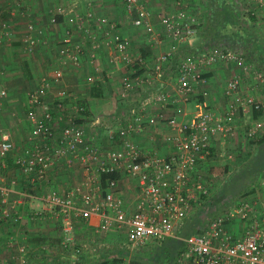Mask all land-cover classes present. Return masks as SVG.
<instances>
[{
  "label": "built area",
  "instance_id": "obj_1",
  "mask_svg": "<svg viewBox=\"0 0 264 264\" xmlns=\"http://www.w3.org/2000/svg\"><path fill=\"white\" fill-rule=\"evenodd\" d=\"M22 1L16 0L15 4L20 7ZM119 1L131 16L132 25L142 28L152 42L160 32L151 21L152 13L144 0ZM242 1L246 12L251 11L253 2L264 5V0ZM84 2L87 5L90 0ZM175 2L179 10L157 15L168 45L151 61L141 55L133 56L130 43L116 22L105 16H96L92 10L79 12L74 8L56 7L50 19L52 23H56L61 15L70 27L84 31L85 23L93 22L102 38L92 44L88 61L94 62L95 49L104 43L108 62L125 67L120 77V98L141 99L122 118L115 120L121 137L119 146L100 155L82 124L75 123L72 118L57 130L53 126L51 108L42 106L48 88L62 78L60 71H55L51 77H43L30 91L25 115L30 124L27 146L20 153H14L16 148L9 135L0 136V230L21 219L11 195L15 180L4 173L9 155L29 186L35 187L43 182L54 162L62 157L69 162L76 159L87 170L95 163V171L106 176V186L98 203L93 202L90 194L84 195L83 209L76 208L70 193L64 195L53 190L43 195L38 199L40 211H34V216L40 217L44 210L57 211L65 221L62 227L64 238L59 244L42 243L35 248L27 237L19 239L14 234L2 235L0 231V247L8 251L7 259L0 258V264H88L85 257L88 245L85 241L77 242L71 235L70 213L75 216L97 213L98 230L102 233L112 229L121 231L125 239L124 249L129 254H140L171 237L183 243L174 264H264V197L261 195L255 198L241 196L204 223L200 232L184 238L178 235L184 220L192 215L201 197L211 190L212 179L205 180V170L213 161L233 160L235 153L229 145L236 133L237 117L259 112L261 116L253 118L244 133L249 140L264 133V74L240 48L219 45L187 51L194 46L201 21L191 12L189 0ZM7 28V22L0 19V43ZM32 30L33 25L29 24L25 35L28 45L34 44ZM71 33L67 28L66 35ZM65 43L64 50H70V42L65 40ZM75 49L76 53L71 54L74 63L79 61L84 50ZM219 64L238 68L227 78L223 89L227 99L224 111H217L209 104L208 92L204 89L207 71ZM244 76L252 78V89L263 88L262 98L243 92ZM4 94L5 91L1 90L0 97ZM189 102L194 103L189 120H179L178 116L185 114L184 105ZM167 105L172 107L170 115L165 113ZM81 110L78 105L76 112ZM99 123L97 119L90 122L91 125ZM159 124L167 125L173 131L164 136V141L171 144V151L167 155L157 151L143 152L135 137L147 127ZM123 176L134 181L136 201L133 208L120 195ZM123 260L119 264H131L129 259Z\"/></svg>",
  "mask_w": 264,
  "mask_h": 264
},
{
  "label": "crops",
  "instance_id": "obj_2",
  "mask_svg": "<svg viewBox=\"0 0 264 264\" xmlns=\"http://www.w3.org/2000/svg\"><path fill=\"white\" fill-rule=\"evenodd\" d=\"M84 1L23 0L19 7L15 4L16 0H0V19L5 20L8 24L7 34L0 43V91H5V94L0 97V136L4 133L9 135L16 148L14 153H20L29 142L30 124L25 116L28 94L38 86L43 77H51L55 71H60L62 78L60 81L52 83L48 88L42 100V106L51 108L53 126L58 130L74 118L78 105L81 103L87 105L89 115L82 117L86 121L82 125L86 129L88 139L98 147L100 155L119 146L121 137L115 120L122 118L134 104H137L136 101L139 102L141 99V97L132 96L124 100L120 98V77L125 71V67L121 64L111 65L108 62V51L104 43L95 49L94 62L88 61L87 54L93 50L92 44L102 38L93 22L85 23L84 31L75 26L70 27L64 21V16L61 15L57 17L56 23H52L50 19L57 6L66 9L74 8L79 12L92 10L96 16H105L110 21L116 22L121 34L127 37L133 56L141 55L149 61L155 54L165 50L168 45L157 15L179 10L175 0H144L148 9L151 10V21L156 30L160 32L158 36L156 34L152 38L151 42L150 37L142 28L132 25L131 16L125 12L119 0H90L87 5ZM189 3H191L190 0ZM230 3L228 9L235 18L246 12L242 0H231ZM232 4L236 6H232ZM190 7H193L192 3ZM237 9L242 13L237 12ZM249 12L253 15L254 20L249 19V14L246 12L242 18L243 23L239 22L243 28H237L234 23L230 25L231 31L227 36V41H232L241 47L249 59H260L257 69L263 73L264 5L261 6L257 2H253ZM199 13L201 12L199 11ZM29 24L33 25L31 34L34 44L32 45H28L25 41ZM67 28H70L72 32L70 35H66ZM198 30L193 44L195 46L197 43H206L201 29ZM216 39H220V36H217ZM65 40L70 42L68 51L64 50ZM76 47L83 48L84 52L82 51L79 56V61L74 63L71 60V54L76 53ZM145 49L149 50L148 55L143 54L142 51ZM209 71H207V82L204 85V89L208 92L207 101L215 110L224 111L227 107V99L223 94V89L227 78L236 73L238 68L231 64H219ZM251 79L244 76L243 92L248 91L262 98L263 88L252 89ZM190 103L194 108L193 102L185 104V114H180L179 120H189L191 111L188 109V105ZM59 104L60 106H58ZM167 106L165 113L170 115L172 107ZM156 107L157 105L154 106L155 109ZM260 116L259 112H254L252 116L249 114L237 117L236 133L232 137L229 147L240 156L235 157L234 155L229 164L231 166H227V174L232 172L231 169L242 165L252 152L253 148L248 144L249 140L246 139L244 132L252 119ZM94 119L100 123L91 125L90 122ZM172 132L167 125L159 124L147 127L135 139L143 152L157 151L161 155H167L171 151V144L164 141V136L172 134ZM6 161L7 168L4 173L8 178L15 180L11 195L17 203L16 209L21 219L17 223H9L7 227L1 228L2 235L14 234L19 239L27 237L35 248H38L42 243L59 244L64 238L62 227L65 221L57 211L44 210L40 213V217L34 216V211H40L38 199L53 190L64 195L70 193L78 209L84 208L82 198L86 194L93 197L94 203H98L102 199L101 174L95 171V163L91 164L90 169L87 170L76 159L69 162L62 157L54 162L47 178L33 187L28 185L25 176L13 165L11 155L7 157ZM262 178L264 180V173ZM119 190L120 195L129 203V207L133 208L136 201L134 181L123 176L120 180ZM258 195L264 197V185L260 186L255 193L247 196L255 198ZM69 218L72 226L71 235L76 238L77 242L78 240L85 241L84 243L88 245V249L85 251L88 264H119L123 259L130 260V256L139 255V253L129 254L124 249L125 239L121 231L116 229H112L108 233L99 231L97 213H90L87 216H75L74 213H70ZM7 257L8 251L1 246L0 258L7 259ZM42 261L45 262L44 257H42Z\"/></svg>",
  "mask_w": 264,
  "mask_h": 264
},
{
  "label": "trees",
  "instance_id": "obj_3",
  "mask_svg": "<svg viewBox=\"0 0 264 264\" xmlns=\"http://www.w3.org/2000/svg\"><path fill=\"white\" fill-rule=\"evenodd\" d=\"M191 1L196 11L198 10L197 15H198L199 20L201 21L198 27L199 28L198 31H200L201 29V34L205 38L206 43L205 44L197 43L196 46L194 45L193 47L188 48L187 51L203 50L205 48L219 46V45L227 46V47H236V48L242 49L241 47L235 45L234 42L227 41L228 40L227 36H229V33L231 31L230 25L234 23L236 24L237 28L239 27L243 28L241 27V24H239L238 22L240 14L237 15V18H235V16H233L231 11L228 9V7L231 5L230 1L227 2L226 0H210V2L206 3L205 5H202L200 3L201 1H193V0ZM201 7L202 9H200ZM199 11L201 13H199ZM236 11L238 12L239 10H236ZM247 14H249L248 15L249 19L254 20L253 15L250 14V12L249 13L247 12ZM233 17L235 18V20ZM201 25L203 26L201 27ZM222 29L223 31H225V33L222 32ZM215 36H220V39L214 40ZM216 41L217 43H214ZM142 52L144 55L149 54L148 49H145ZM246 58L249 60L247 56ZM79 107H82L83 110L77 112L73 120L75 123L83 124L86 121L82 117H87L89 115V110H88L87 105H85L84 103H81ZM238 156L240 155L238 153L237 154L235 153V157H238ZM263 173H264V135L261 136L259 140L255 142L254 151L251 152L250 155H248L247 160L242 165H240L238 168H236L234 173L226 177V181H225V184L223 185L222 192L226 193L227 189L225 187L227 186V184H231L232 188L235 185H237L238 188H240V185H243V184L246 185L247 183L248 185L246 187L244 186L245 188L243 187L244 188L243 191L241 193L233 194L232 196L234 197L232 198V200L230 202H225L229 204L219 205V207L217 208L218 210L215 211L214 214L210 216L209 215L206 216V218L199 221L197 225L187 224L188 219L184 220V223L182 227L180 228V230L178 231V234L183 232L184 228L187 229L185 232H183V235H186V236L192 233L200 232L204 223H206L208 220L222 213L225 209H227V207L233 205L241 196H246L248 194L255 193L260 186H263L262 185ZM105 179H106V176L101 175V186L103 189L106 186ZM245 179L247 180L246 182H245ZM241 181L243 183H241ZM166 245L170 247L169 251L173 255L171 259L172 263L170 264H174L177 254L183 249V243L179 242V240H176L175 238L169 237L159 244H153L152 246H150V248L145 249L144 252H148L151 248L157 251L162 250V249L164 250V247H166ZM131 262L133 264L139 263L138 260H134V259H132Z\"/></svg>",
  "mask_w": 264,
  "mask_h": 264
},
{
  "label": "rangeland",
  "instance_id": "obj_4",
  "mask_svg": "<svg viewBox=\"0 0 264 264\" xmlns=\"http://www.w3.org/2000/svg\"><path fill=\"white\" fill-rule=\"evenodd\" d=\"M193 1H197V0H193ZM199 1H201L200 3L202 5H205L206 3L210 2V0H199ZM226 1L227 2L228 1L231 2V0H226ZM191 3H192V1H191ZM232 5L235 6V4H232ZM193 7H192L191 12L192 13L194 12L197 15L198 14V10L196 11L195 8L193 10ZM238 12L242 13L241 11H238ZM244 14H246V12L239 16L238 22L243 23V19L242 18L244 17ZM223 29H222V32L225 33V31H223ZM211 35H213V34H211ZM215 38H217V36H215ZM214 43H217V41L214 42ZM249 61L256 68H259V67H257V65H259L258 63L260 62V59L258 60L257 58H251V59H249ZM188 109L190 111H193L194 108H193V104L192 103H190L188 105ZM6 131H8V130H6ZM263 135H264V133L259 135L256 138L250 139L248 141V144L250 145V147L253 148L252 152L254 151V148H255V142L258 141L259 138L261 136H263ZM231 162H232V160H231ZM229 164H230V161L216 160V161H214L213 163H211L209 165L207 170H205V175L203 176L205 178V180L208 182V181H210V179H212L211 180V184H212L211 185V190H210L208 195L201 197L200 203L198 204V206L196 207V209L194 210L192 215L188 218L187 224L197 225L199 223V221H201L202 219H205L206 216H208V215L210 216V215L214 214V212L218 210L217 208L219 207V205L229 204V203H225V202H230L232 200V198L234 197V196H232L233 194L241 193L243 191V189L248 185L247 183H246V185L245 184L240 185V188H238V186L235 185L232 188L231 184H227L228 183L227 182L226 183L227 186L225 187L227 189L226 193L222 192L223 191V185L225 184V181H226V177L231 175L232 173H234V171L236 169V168H234L233 170L231 169L232 172H230V174H227V172H228L227 171V166H231ZM246 181L247 180L245 179V182ZM241 183H243V182L241 181ZM186 230L187 229L184 228L183 232H185ZM183 232L178 234L179 237H183L184 238L186 236V235H183ZM176 240H179V239H176ZM179 242H182V241L179 240ZM169 248L170 247L168 245H166V247H164V250L162 249V250H158L157 251V250L151 248L150 249L151 251L150 250L148 252H144L143 251L144 253L141 252L137 256H130V263L133 264L131 262V260L134 259V260H138L139 261L138 264H170V263H172L171 259H172L173 255L169 251Z\"/></svg>",
  "mask_w": 264,
  "mask_h": 264
}]
</instances>
